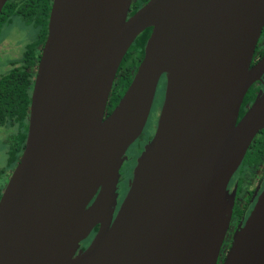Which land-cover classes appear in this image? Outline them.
<instances>
[{
    "label": "water",
    "instance_id": "95a60500",
    "mask_svg": "<svg viewBox=\"0 0 264 264\" xmlns=\"http://www.w3.org/2000/svg\"><path fill=\"white\" fill-rule=\"evenodd\" d=\"M6 0H0V11ZM52 0L25 147L0 198V264H217L227 184L264 129V91L238 119L264 0ZM151 28L107 113L119 65ZM163 101L117 213L129 146ZM97 233L86 249L80 242ZM222 264H264V189Z\"/></svg>",
    "mask_w": 264,
    "mask_h": 264
},
{
    "label": "flooded vegetation",
    "instance_id": "af4514ba",
    "mask_svg": "<svg viewBox=\"0 0 264 264\" xmlns=\"http://www.w3.org/2000/svg\"><path fill=\"white\" fill-rule=\"evenodd\" d=\"M147 1L132 0L127 17L134 14ZM51 5L52 0H6L0 11V198L25 147L32 87L47 37ZM15 24L17 28L13 27ZM263 57L264 25L257 40L250 67L256 66ZM27 76L32 78V82L29 84V80L27 88L21 89L17 85H21L20 80ZM263 91L264 71L250 85L244 95L238 119ZM154 102L155 97L153 104ZM161 104H159V110ZM25 108L27 109L25 110ZM113 108L114 106L107 109V113H110ZM155 127L156 123L151 134L143 132L141 143L133 146L138 138L126 151L127 159L120 170L117 184L118 200L114 216L127 193L136 160L144 145L153 136ZM263 189L264 129L250 143L241 163L228 181L227 190L234 194V203L217 264H222L235 230L245 221ZM98 228V225L94 227L88 237L80 242L78 250L86 249Z\"/></svg>",
    "mask_w": 264,
    "mask_h": 264
},
{
    "label": "trees",
    "instance_id": "16d2710c",
    "mask_svg": "<svg viewBox=\"0 0 264 264\" xmlns=\"http://www.w3.org/2000/svg\"><path fill=\"white\" fill-rule=\"evenodd\" d=\"M150 31L151 28H147L142 33H140L133 41L129 51L123 57L119 65V68L117 70L116 77L113 81L112 89L109 95L107 109H110L112 106H115L117 104L120 97L124 93L125 89L129 85L132 76L143 57L144 45L150 34ZM28 76L22 78L20 80L21 85H17V86L21 87V89L27 88L28 81L30 80L29 84H31L32 82V78ZM161 79L165 81L164 75L161 77ZM28 92L30 94V90ZM26 103L28 105L29 97L26 99ZM26 109L27 108H25V110Z\"/></svg>",
    "mask_w": 264,
    "mask_h": 264
},
{
    "label": "rangeland",
    "instance_id": "374dc122",
    "mask_svg": "<svg viewBox=\"0 0 264 264\" xmlns=\"http://www.w3.org/2000/svg\"><path fill=\"white\" fill-rule=\"evenodd\" d=\"M15 25L13 27L17 28V25L16 26ZM164 89H165V81L163 79H161L159 84H158L157 91L155 94V102H154V104L150 110V114H149V117L147 119L145 129L143 131L144 133H147V134L150 133L151 134L153 132V128H154L155 123L157 122L158 114L160 111L158 107H159V104H161V102H162L161 100H163ZM143 134H142V136H143ZM141 137H139L138 141H136V142L134 141L135 143L133 144V146L136 144H139V142L141 143Z\"/></svg>",
    "mask_w": 264,
    "mask_h": 264
}]
</instances>
